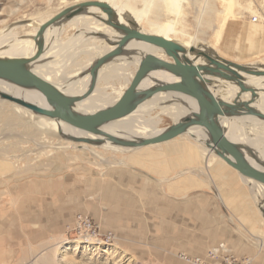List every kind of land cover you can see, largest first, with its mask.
Instances as JSON below:
<instances>
[{
	"label": "rangeland",
	"instance_id": "obj_1",
	"mask_svg": "<svg viewBox=\"0 0 264 264\" xmlns=\"http://www.w3.org/2000/svg\"><path fill=\"white\" fill-rule=\"evenodd\" d=\"M83 1L98 0H0V34L10 32L7 38L18 39L19 42L31 38L41 25L62 9ZM144 1L131 0L130 3L137 10H142ZM231 1L232 5L228 8L226 0H188L177 4L178 10H169L166 6L161 8L158 20L177 32L175 35L170 33V38L190 40L196 48L213 50L221 58L236 64L261 67L264 62V0ZM224 10L227 14L220 13ZM149 17L155 18L152 14ZM139 26L148 29L145 21H141ZM58 31L55 29L54 33ZM217 31H220L218 36ZM65 33L51 50H44L40 59L59 49H62L61 57L35 70L55 71L54 63L66 62L68 53L65 50L70 45L69 38H75V43L82 46L84 34L73 30ZM3 44L0 42V54L5 49ZM75 48L70 49V53ZM19 49L20 45L15 47L14 52ZM20 57L28 58L26 55ZM77 61L81 63L83 58L79 57ZM83 64H87L86 61L81 66H85ZM107 79L103 78L95 90L104 89L107 93L122 91L118 82L113 89L109 87ZM151 119H160V122L152 124ZM127 120L124 122L128 126H124L120 134L123 140L141 138L154 130L158 133L174 123L162 104H151L148 100ZM35 122L36 119L14 112L8 102L0 103V158H5L7 172V179L0 177V184L5 180L17 184L19 180H14V176L26 173H35L39 178L48 173L53 177L55 191L53 238L45 242L32 240L31 236L30 240L25 239L19 256L11 264H52V257L59 255L57 250L63 238L69 243L64 252L60 249L63 253L56 258V264H189L184 259L188 257L186 253H201L197 244L189 242L191 197H198L197 202L196 199L193 202L198 206V229L195 227L193 234L199 238L205 236L206 218L211 216L212 211L213 202H207L206 195L218 193L220 188L216 181L227 179L229 172H236L225 167L224 162H216L209 151L210 154L202 152L193 137L181 135L162 144L113 154L105 146L95 148V152L90 147L82 150L69 148L67 146L72 144L64 142L69 140L40 128ZM124 158V164L119 163ZM129 178H135L134 186L129 185ZM243 181L250 185L254 193V209L264 238V206L260 205L259 198L255 199V190H263L264 187ZM147 188H154L160 193V202L166 205L165 216L157 210V202H148L147 198L138 194ZM216 205L220 215L224 214L220 201ZM81 213L89 215L91 223L98 226L101 243H96L99 239H91L94 243L91 241L78 246L72 243L79 238L90 237H79L77 231H68L75 217L83 215ZM109 234H112L111 239Z\"/></svg>",
	"mask_w": 264,
	"mask_h": 264
},
{
	"label": "water",
	"instance_id": "obj_2",
	"mask_svg": "<svg viewBox=\"0 0 264 264\" xmlns=\"http://www.w3.org/2000/svg\"><path fill=\"white\" fill-rule=\"evenodd\" d=\"M94 9L100 10L105 18L91 13L90 10ZM82 14L94 17L118 36L116 38V35H113V37H108L106 34L95 35L114 49L93 62L89 71L91 83L88 93L95 86L98 70L101 66L111 59L125 54V47L131 41L156 48L164 56V59H162L151 54L145 55L140 60L139 66L122 96L113 105L90 115H82L73 110L74 105L82 97L63 93L51 83L35 75L29 67L38 61L44 52L43 35L45 31L52 26L62 25L64 22ZM130 24L131 27L121 23L113 9L108 4L100 1H83L72 7L62 9L38 29L36 36L33 38L37 46V51L33 56L29 58H0V80L22 89L37 91L43 96L48 108L39 107L34 103L7 94H0L1 99L27 109L35 116L62 122L84 133L100 135V128L103 125L133 114L141 104L155 95L173 93L188 97L195 101L197 111L176 123H172L153 137L131 140L118 139L111 135L105 137L113 145L136 149L169 142L185 134L192 127H200L207 133L208 142L205 144L207 148L212 150L218 158L243 178L264 186V162L254 155L251 148L231 142L219 123V118L242 116L254 117L264 122V113L250 107L253 100L257 98L256 91L246 87L243 83V75L264 78V70L227 61L218 56L213 50L197 49L193 46L186 49L172 40L142 33L134 23ZM154 73L161 74V76L174 81H159V79L152 77ZM146 78H150L153 85L143 90L139 89ZM213 80L235 85L239 89L236 101L226 103L215 98L207 87L214 84ZM246 93L250 94L249 101H239L241 95ZM64 139L77 144L97 146L103 144L102 140L94 141L83 137L66 136ZM247 155L255 161L258 167L263 169L252 165L247 160Z\"/></svg>",
	"mask_w": 264,
	"mask_h": 264
},
{
	"label": "bare ground",
	"instance_id": "obj_3",
	"mask_svg": "<svg viewBox=\"0 0 264 264\" xmlns=\"http://www.w3.org/2000/svg\"><path fill=\"white\" fill-rule=\"evenodd\" d=\"M98 1L108 4L115 12L117 19L124 25L131 27L130 23H134L142 33H145L147 35L159 36V37L172 40L182 45L186 49L193 46L192 41L190 40L179 41L177 39L170 38L169 36L170 33H173L175 35L177 34V32L171 31V28L168 27L170 25L161 24L158 20L161 8L166 6V8L169 10L174 9V8L177 9V6H176L177 4L188 1V0H145L144 8L142 10H137L134 7V5L130 3L131 0H127L126 2H124L123 0H115V2H113L112 0H98ZM226 2L228 3L227 4L228 8H230L232 5V1L226 0ZM205 4H203V6ZM72 6H69V7H72ZM226 10H224V12H220V11L219 12L221 14L223 13L227 14ZM90 11L91 13H94L95 15L105 18V15L100 10L94 9ZM151 14L154 15L155 17L154 19H150L149 15ZM201 16H199V20ZM217 17L215 18L219 19ZM215 18H213L214 21H215ZM141 21H145L148 24L147 30L140 28L139 23ZM221 22H219V24ZM219 27L220 25L218 26V28ZM55 29H59L57 34L54 33ZM68 30L76 31L79 34H84L85 39H84V42L82 43V46H79L80 43L78 44L75 43L76 42L74 41L75 38L73 37L69 38L71 46L67 45L66 49L69 51L70 49L72 50V48H75V47L76 48L73 51H71V53L70 51L67 52V50H65V53H68L66 54V59H65L67 60L66 62L65 61H62L59 63L56 62L52 65L54 68H57V69L59 67L58 70L57 69L55 71L46 70L44 72H40L39 70H35V68L42 64L55 60L58 56H60L62 49H59L58 51L49 55L46 58H43V59L39 58L38 61L31 64V66L29 67L35 75L51 83L63 93L67 95H78L82 97L81 100L78 101L74 105V109H73L75 112L82 114V115H90L101 109H104L106 107L113 105L122 96L125 89L129 86L135 74V71L137 70L139 66L140 60L145 55L151 54V55H154L155 57L164 59V56L162 55V52L160 50L153 48L151 46L145 45L140 42L131 41L125 47V54L121 56H117L111 59L110 61H108L103 66H101V68L98 70L95 86L93 90L90 93H88L89 85L91 83V75L89 71H90V68L93 62L97 58L102 56L103 54L114 49L113 47H110L102 39H100L99 37H96L95 35L96 34H106L108 37H113V35H116V34H114V32L110 28L101 24L94 17H90L87 14H82V15H78L64 22L62 25L59 26V28H56L54 26H52L51 28H48L43 35L44 50H47V49L51 50L55 42L59 40L58 38H60L61 35L67 32ZM2 34H0V42H4L3 46L5 45V49L0 54V58H14V57H20L23 55H26L29 58L36 53L37 46H36V42L33 39L36 35L31 38L21 39V41L19 42L18 39H8L7 38L10 35V32H7L6 35H2ZM89 34H91V36ZM216 34L218 36L220 34V31H217ZM115 37L118 38L117 35ZM30 41H33L34 43H30ZM19 45H20V49L17 52H14L15 47ZM193 47H195V45ZM79 57H82L83 61H86L87 64H83L85 66H81L83 61L81 63L77 61ZM190 58L192 59L191 55H190ZM261 65H262L261 67H255V66H252V67H255L258 70H264V62L263 64L261 63ZM152 77H155L159 79V81H164V82L174 81L173 79L165 78L164 76H161V74H158V73L152 74ZM103 78L105 79L108 78L107 82L110 84L109 87H111L112 89L114 88V85L117 84V82L118 84H121L122 91L118 92V90H113L112 93H107V91L104 89H100L96 91L95 88L97 84ZM213 83L214 84L208 85L207 87L209 91L214 95L215 98L223 102H226V103H234L236 101V95L239 89L235 85L221 82L219 80H213ZM243 83L246 87L252 88L257 93V98L253 100V102L250 104V107L256 109L257 111L261 113H264V78L243 75ZM151 85H153V82L150 80V78H146L141 83L139 89L143 90V89L150 87ZM0 94H7L9 96L20 98L28 102L34 103L39 107L48 108L43 96L37 91L22 89V88L17 87L16 85H13L3 80H0ZM249 99H250V94L246 93V94L241 95V97L239 98V101L248 102ZM2 102H8L12 110L16 112L17 114L22 115L23 117H28L29 119H36L35 124L38 125L40 128L46 131L50 130V131L56 132L57 134H60L64 138H66V136L67 137L73 136V137H83V138L91 139L94 141H98V140L103 141V144L99 145V147H95L97 145H87L83 143L77 144L71 141H64L65 143L72 144L70 146H67L69 148H75V149L81 148L82 150V148L84 147H90L92 148L91 150L94 151L95 148H101L105 146L107 148V151L113 154H117V153L125 154L126 152L132 151L131 149H128V148L120 149L119 146L113 145L105 137L106 135H111L115 138L120 139V134L125 129L124 126H128L127 123L124 121H128L127 118L130 115L120 120L112 121V122H109L103 125L100 128L101 134L93 135V134H88V133H84L79 130H76L62 122H57V121H54V120H51L45 117L35 116L32 112L28 111L27 109H24L18 105H15L9 101L3 100L0 97V103ZM148 102L151 104H154L155 102H157L159 106H161L162 104L163 109L166 111L167 115L172 118L174 123H176L180 119H183L186 116L192 115L194 112L197 111L196 103L193 99L184 97L178 94H173V93L155 95L154 97L149 99ZM260 108H262V110ZM150 121H152V124H157L158 122H160V119H153V120L151 119ZM219 123L221 127L225 130L226 137L231 142L237 143L244 147L251 148L254 155L264 162V122L254 117L242 116V117H234V118H226V117L219 118ZM164 129L165 128L158 131V133L157 131L154 130L151 132L150 135H143V137H141L140 139L153 137L159 134L160 132H162ZM183 135H190L191 137H193L196 140V142L202 145L207 151L204 148H202L200 145L198 148L202 152H205L207 154L212 153L213 159L216 162H218V160L221 162H224L223 160L218 158L212 150L206 147L205 144L208 142V136H207L206 131L203 128L192 127ZM62 148L63 147H60V149ZM136 149H139V148H136ZM124 160L125 158L120 160L119 163L124 164L123 162ZM247 160L255 167L259 169H263L261 167H258L255 161L251 159L249 155H247ZM224 164L228 166L225 162ZM241 178L246 181L253 182L249 179L243 178L242 176ZM165 180L166 179L161 180V181H165ZM260 186L262 188L264 187L262 185ZM255 192H256L255 199L259 198L260 205L264 206V188L263 190L261 188H258L257 190H255ZM62 240L63 241L57 250L59 255L57 256L55 255L52 257V264H56V261H57L56 258L58 259V256L62 255L61 253L64 252V249H67L65 246L68 245L69 242L66 241L64 238ZM91 241L92 240L90 237H83V238H79L73 241L72 243H75V245L78 246V245L88 244ZM96 243H101V242L100 240H97ZM60 249L63 250V252H60Z\"/></svg>",
	"mask_w": 264,
	"mask_h": 264
},
{
	"label": "crops",
	"instance_id": "obj_4",
	"mask_svg": "<svg viewBox=\"0 0 264 264\" xmlns=\"http://www.w3.org/2000/svg\"><path fill=\"white\" fill-rule=\"evenodd\" d=\"M5 172L3 157L0 158V177L6 178ZM15 179L19 180L17 184L6 180L0 184V264H11L19 256L22 242L25 239L30 240V236L32 240L41 242L54 236L55 191L52 175L46 173L39 178L35 173H26L20 177L14 176ZM216 183L220 188L218 193L213 196L206 195V201L212 200L213 204L211 216L206 218V232L202 236L204 239L193 234L194 228L198 229V206L193 203L195 199L197 202L198 197H191L189 242L197 244L201 253L186 254L191 258L203 259L210 249L224 243L226 250L235 257L249 258L252 264H264V238L260 233L261 223L254 209V193L250 185L237 172H229L227 179H218ZM129 185H135V178H129ZM138 194L147 198L148 202H157V210L165 216L166 205L161 203L158 191L147 188ZM217 201H220L224 214L220 215ZM83 215L89 217L87 214Z\"/></svg>",
	"mask_w": 264,
	"mask_h": 264
},
{
	"label": "built area",
	"instance_id": "obj_5",
	"mask_svg": "<svg viewBox=\"0 0 264 264\" xmlns=\"http://www.w3.org/2000/svg\"><path fill=\"white\" fill-rule=\"evenodd\" d=\"M253 21H256L253 18ZM68 231H77L80 236H90L91 239L101 240V234L99 233L98 226L91 223V219L85 215H78L74 219L72 227ZM111 239L112 234L108 235ZM102 241V240H101ZM94 243V242H93ZM189 264H252L249 258H237L230 254L226 250V245L224 243L219 244L217 247L212 248L208 251L205 258H184Z\"/></svg>",
	"mask_w": 264,
	"mask_h": 264
}]
</instances>
